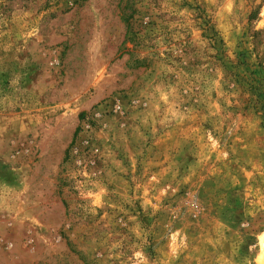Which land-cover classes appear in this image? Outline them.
I'll list each match as a JSON object with an SVG mask.
<instances>
[{"label":"rangeland","instance_id":"rangeland-1","mask_svg":"<svg viewBox=\"0 0 264 264\" xmlns=\"http://www.w3.org/2000/svg\"><path fill=\"white\" fill-rule=\"evenodd\" d=\"M0 264H264V0H0Z\"/></svg>","mask_w":264,"mask_h":264}]
</instances>
